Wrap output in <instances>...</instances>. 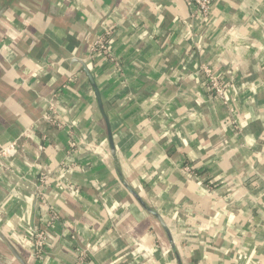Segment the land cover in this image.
I'll return each mask as SVG.
<instances>
[{
    "label": "crops",
    "instance_id": "1",
    "mask_svg": "<svg viewBox=\"0 0 264 264\" xmlns=\"http://www.w3.org/2000/svg\"><path fill=\"white\" fill-rule=\"evenodd\" d=\"M204 66L232 81L225 104ZM17 138L0 232L27 264H75V246L86 264H264V0H0V149Z\"/></svg>",
    "mask_w": 264,
    "mask_h": 264
},
{
    "label": "built area",
    "instance_id": "2",
    "mask_svg": "<svg viewBox=\"0 0 264 264\" xmlns=\"http://www.w3.org/2000/svg\"><path fill=\"white\" fill-rule=\"evenodd\" d=\"M189 5L196 7L199 12L203 15H208L210 9V0H187ZM108 34L107 32L101 33L97 36L90 48L91 55L98 54H108L109 53V44H108ZM202 76L204 78L205 84L210 91L211 97L220 102L226 103L225 95L230 86H233L232 81L230 80H222L219 78L217 74L213 72V70L209 66L202 67ZM50 110L48 113L43 115V120L50 125L55 126L56 128H61L62 121L56 115L55 107L51 104L49 107ZM33 132L32 129H30ZM29 133L25 132V136H28ZM75 142V141H74ZM25 143L23 139H14L7 143L4 147L0 149V172L2 170L7 171L10 160L16 156L18 153L25 151ZM184 170L191 174L193 173V167L190 165H185ZM48 181V177L46 174L41 173L38 180L35 182V190L38 194H41V187L46 186ZM51 222L56 220V215L51 214L49 217ZM28 239L31 246V252L33 256L37 259H41L47 254V248L49 244V233L46 228H29L28 229ZM89 250L87 248H83L80 246H75L74 248V263L75 264H86L85 259Z\"/></svg>",
    "mask_w": 264,
    "mask_h": 264
},
{
    "label": "water",
    "instance_id": "3",
    "mask_svg": "<svg viewBox=\"0 0 264 264\" xmlns=\"http://www.w3.org/2000/svg\"><path fill=\"white\" fill-rule=\"evenodd\" d=\"M81 64H82V69L85 72V74L87 76V79L89 80L90 85H91V87H92V89L94 91V94H95V97H96V100H97V104H98L101 116H102V118H103V120L105 122L106 132H107V139H108V144H109V147H110V153L114 157L116 150H115L113 137H112V129H111L108 117H107V115L105 113V110L103 108V104H102V101H101V96H100L99 90L97 88V85L95 83V80H94L91 72L88 70V68L85 65V63L82 62ZM124 187H125V189H127L129 191L128 187H126V186H124ZM132 194L140 203H142L140 198L137 195H135L133 192H132ZM151 213L154 216H156L161 221V223L164 225V222L162 221L161 217L156 212L151 211ZM30 228H33V227L31 226ZM0 239L5 243V245L7 246L8 250L11 251V253L14 255V257L17 259V261L20 264H27L24 261V259L19 255V253L14 249L13 245H11V243L4 237V235L1 234V232H0Z\"/></svg>",
    "mask_w": 264,
    "mask_h": 264
},
{
    "label": "rangeland",
    "instance_id": "4",
    "mask_svg": "<svg viewBox=\"0 0 264 264\" xmlns=\"http://www.w3.org/2000/svg\"><path fill=\"white\" fill-rule=\"evenodd\" d=\"M0 251H3V252H0V264H11L10 263V260L12 261L13 263V259L11 258V255L7 252L5 246L0 242ZM9 258H8V257ZM10 259V260H9Z\"/></svg>",
    "mask_w": 264,
    "mask_h": 264
},
{
    "label": "bare ground",
    "instance_id": "5",
    "mask_svg": "<svg viewBox=\"0 0 264 264\" xmlns=\"http://www.w3.org/2000/svg\"><path fill=\"white\" fill-rule=\"evenodd\" d=\"M0 174H1V172H0ZM30 248H31V246H30ZM12 258V257H11ZM13 259V258H12ZM14 261V260H13ZM14 263L16 264V262L14 261Z\"/></svg>",
    "mask_w": 264,
    "mask_h": 264
}]
</instances>
